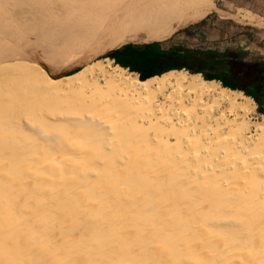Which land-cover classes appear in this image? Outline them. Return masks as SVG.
<instances>
[{"label":"bare ground","instance_id":"obj_1","mask_svg":"<svg viewBox=\"0 0 264 264\" xmlns=\"http://www.w3.org/2000/svg\"><path fill=\"white\" fill-rule=\"evenodd\" d=\"M1 1L13 2L10 17L0 10L7 23L56 68L22 63L0 35L1 74L17 75L8 92L0 74V92L20 105L0 127V264H264L255 101L202 74L142 80L112 59L94 61L198 22L218 0ZM234 17L264 26L252 12ZM30 85L45 100L75 94L82 109L48 113ZM122 103L141 114L126 121L113 107Z\"/></svg>","mask_w":264,"mask_h":264},{"label":"rangeland","instance_id":"obj_2","mask_svg":"<svg viewBox=\"0 0 264 264\" xmlns=\"http://www.w3.org/2000/svg\"><path fill=\"white\" fill-rule=\"evenodd\" d=\"M0 2H2V1L0 0ZM4 2L6 4L0 3V10L4 11V12H7V10H8V14H9L8 17H10V13L13 12V8H12L13 2H11V1H10V3H8L9 1H7V2L4 1ZM3 5H5V6L3 7ZM226 5H227V3L225 2V0H218L216 3L217 9L214 10L212 13H210L204 19H202L198 22H195L193 24H189L186 26H181V27L171 29L167 33H165L164 35L157 37V38H164L165 39L162 42H157V43H160V48L164 51L173 52L172 54L174 55V58L171 59L170 61L166 62L164 66H167V67L185 66L183 69L175 68L171 71L183 70V71H186L190 74H191V71L186 67H190L191 70L194 69L197 71H203L206 74L221 73L225 68H227L226 62H228L229 58H226L225 56L214 55L213 56L214 59L210 60L201 54V53H205V52H217L220 55H223L229 51L237 53V57L234 56L233 59L231 60V62L233 63V66L236 69L239 68L241 59H243V61L246 63H254V62L264 61V26H262V27H255V26H250V25L245 26V24L243 22L237 21L234 16H231L230 14H228L224 11L226 9L225 8ZM220 9H221V11H220ZM248 12H251V11L240 10L239 14H246ZM239 14H237V15H239ZM230 17L232 19L228 20L227 18H230ZM0 35L7 38L8 41L13 42V45L15 48L21 49L22 53L25 56L23 58L24 61L23 62L21 61L22 63L28 62V63H25L26 65H28L30 62L31 65H28L30 67L37 64L36 66L39 65V67H42L41 69L44 70L45 73L48 74V72H49V74H55L53 69L56 68V65L54 64L52 67L51 64L48 63L46 60L42 59L41 57L39 58L38 56H36L38 54L32 53L33 47L30 44L25 43L24 39L28 38L29 34L22 33L20 31L16 30L15 28H12L9 25V23H7L6 16H4L1 12H0ZM154 43H156V42H154ZM15 44H16V46H15ZM135 45H144V44H135ZM113 51H115V50H113ZM186 51L192 52L193 55L188 59L180 58L181 57L180 54H185ZM110 52H112V51H109V52L102 54L100 57H97L94 61H96L98 59H101V60L107 59L108 58L107 55ZM91 62H93V61H91ZM87 64L88 63L81 65V66L77 65L68 71H65L61 74H56L53 76L56 77L55 80H60L62 78L65 79L67 76H70V75L78 72L80 69H82ZM113 65H118L115 60H113ZM126 69H128L129 72L137 73L140 76V74L138 72H134L129 68H126ZM1 73H2V71L0 70V74ZM6 74H7V76H6ZM9 74H10V72L1 74V75L6 77V78L2 77L4 79H2L0 77V80L2 79L1 81H3L2 83H5L7 85L6 88L8 87L6 90H8V89L12 90V88L14 87V84L17 83V80L14 77L16 75V73L14 75L13 74L9 75ZM10 76H11V78H10ZM140 78H141V76H140ZM9 79H11V80H9ZM13 79H15V80H13ZM8 80H9V82H8ZM25 82L27 83V81H25ZM76 82H78V81H76ZM0 84H1V82H0ZM0 87H1L0 90L3 89L1 92L5 93V95L7 96V93L9 92V90L6 93L4 84H1ZM32 88L33 87L30 85L29 89L31 91L26 90L28 92L29 96H31V97L35 96V97H37V99L39 101H40V98H42V100L46 99L45 97H40L41 93L39 91H38L39 92L38 93L34 88L33 89ZM110 91L111 90H109V92ZM112 91H113V88H112ZM237 91H240V90H237ZM1 92H0V97H1L0 98V105L2 104V106H4V104L5 105L7 104L8 106L7 105H6V107L0 106L2 108V109L0 108V111L3 110L5 112V114H3V115H2V113H4V112L3 111L0 112V117H1L0 119H2V121H0V127L4 126L5 128H7V126H10V122H9L10 116H8V114L11 115L15 109L17 110L19 108L17 106H20V105L17 104L18 102L12 104L15 101H11L12 103L11 102L8 103L9 101L7 100V97H6L7 101H5V95L3 93L1 94ZM30 92H32V93H30ZM34 92H36V93H34ZM74 95L75 94H71V96L69 95L68 97H66L67 99L65 101H64L65 98H63V101H61V99L58 98V95L50 96L52 98V100H51V98L45 100L46 105H49V106L45 105V107H47L48 113L50 111H51L50 113H53L54 111L58 112L59 109H61V106H64V105L66 108L72 107L76 110L82 109V107L79 105L80 98H78V100H75L72 98V97H75ZM176 96H178V95H176ZM55 97H57V99H55ZM2 99H4V101H3L4 104L2 103ZM26 100L29 102L28 98ZM51 101H53V102H51ZM56 101H57V103H56ZM13 105L15 107L14 109L12 108ZM121 105H123V107ZM125 106L126 105L123 103L113 105V107H115L116 111H119V112L125 111V112H123L124 114L123 113L122 114L125 115L126 121L128 120V117L130 115L132 116V120H133L134 118L139 116V113L141 114V112L139 110H136V109L133 110L132 108L130 109V107L128 108V106H126L127 107L126 108ZM9 107H10V109H9ZM119 109H121V110L124 109V110L121 111ZM216 109L218 110V106L217 105L215 106V104L208 106V110H210V111L212 110L211 112H216L217 111ZM8 110H12V112L8 111ZM127 112L129 113V115ZM134 113H136V114L134 115ZM262 116H264V114H261L258 112V105H257L256 115L254 117V120H259L260 117H262ZM129 119H130V117H129ZM35 122H36V124H40V122L38 121L37 118L35 119ZM131 125H128V126L131 127ZM47 128L50 130H54L55 127L53 128V126H47Z\"/></svg>","mask_w":264,"mask_h":264},{"label":"trees","instance_id":"obj_3","mask_svg":"<svg viewBox=\"0 0 264 264\" xmlns=\"http://www.w3.org/2000/svg\"><path fill=\"white\" fill-rule=\"evenodd\" d=\"M164 40V38H154L150 41L127 44L108 53L107 57L115 60L118 65L124 68H129L134 72H138L142 80L162 75L175 68L183 69L185 66H164L166 62L174 58L173 52L162 50L160 48V43H157ZM201 54L210 60L214 59V55L229 58L228 62H226L227 68L221 73L206 74L203 71L191 70L190 67H186L191 71V74H203L204 79L208 81L216 80L225 88L242 91L246 96L251 97L256 102L258 105V112L264 114V61L246 63L241 59L240 66L236 69L231 60L234 56L237 57V53L229 51L223 55L217 52H205ZM180 55V58L188 59L193 53L186 51L185 54ZM157 69L160 70L156 74L153 71Z\"/></svg>","mask_w":264,"mask_h":264},{"label":"crops","instance_id":"obj_4","mask_svg":"<svg viewBox=\"0 0 264 264\" xmlns=\"http://www.w3.org/2000/svg\"><path fill=\"white\" fill-rule=\"evenodd\" d=\"M225 2L227 5L224 11L231 16H235L239 14L240 10H244L251 11L256 16L262 17V19H264V0H225ZM227 19L231 20L232 18L230 17ZM245 26L249 25L245 24Z\"/></svg>","mask_w":264,"mask_h":264},{"label":"flooded vegetation","instance_id":"obj_5","mask_svg":"<svg viewBox=\"0 0 264 264\" xmlns=\"http://www.w3.org/2000/svg\"><path fill=\"white\" fill-rule=\"evenodd\" d=\"M160 69L154 70L153 72L157 74V72H159Z\"/></svg>","mask_w":264,"mask_h":264}]
</instances>
